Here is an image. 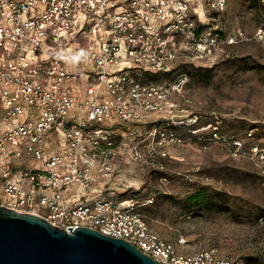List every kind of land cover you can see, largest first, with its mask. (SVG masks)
<instances>
[{
	"label": "built area",
	"instance_id": "obj_1",
	"mask_svg": "<svg viewBox=\"0 0 264 264\" xmlns=\"http://www.w3.org/2000/svg\"><path fill=\"white\" fill-rule=\"evenodd\" d=\"M225 7L226 0H0V206L123 238L160 264H241L217 247L175 249L136 211V199L117 194L127 187L119 163L136 160L145 145L134 135L124 141L125 129L146 132L148 160L177 159L170 148L182 143L180 129L203 149L214 143L230 157L249 156L264 174V149L225 134L217 112L200 123L184 96L188 73L175 71L219 49L208 20ZM151 202L146 195L143 204Z\"/></svg>",
	"mask_w": 264,
	"mask_h": 264
},
{
	"label": "rangeland",
	"instance_id": "obj_2",
	"mask_svg": "<svg viewBox=\"0 0 264 264\" xmlns=\"http://www.w3.org/2000/svg\"><path fill=\"white\" fill-rule=\"evenodd\" d=\"M208 25L218 31L219 49L178 62L175 69L188 73L187 106L203 115L200 123L219 113L225 134L264 149V4L226 0ZM175 132L182 143L170 150L178 158L167 160L157 153L148 160L146 132L125 129L124 141L134 135L145 145L137 148L136 160L119 163L127 187L117 194L136 199V211L175 249L217 247L241 264H264V174L255 160L230 157L214 143L203 149L189 133ZM112 140L119 143L120 137ZM125 155L129 158L130 152ZM198 190H203L204 203L188 200ZM148 194L152 202L143 204ZM179 238L185 242L178 243Z\"/></svg>",
	"mask_w": 264,
	"mask_h": 264
},
{
	"label": "water",
	"instance_id": "obj_3",
	"mask_svg": "<svg viewBox=\"0 0 264 264\" xmlns=\"http://www.w3.org/2000/svg\"><path fill=\"white\" fill-rule=\"evenodd\" d=\"M0 264H160L123 238L0 206Z\"/></svg>",
	"mask_w": 264,
	"mask_h": 264
},
{
	"label": "trees",
	"instance_id": "obj_4",
	"mask_svg": "<svg viewBox=\"0 0 264 264\" xmlns=\"http://www.w3.org/2000/svg\"><path fill=\"white\" fill-rule=\"evenodd\" d=\"M189 201H194L196 203H204L205 202V198L203 195V190H198L194 193H192L189 197H188Z\"/></svg>",
	"mask_w": 264,
	"mask_h": 264
},
{
	"label": "crops",
	"instance_id": "obj_5",
	"mask_svg": "<svg viewBox=\"0 0 264 264\" xmlns=\"http://www.w3.org/2000/svg\"><path fill=\"white\" fill-rule=\"evenodd\" d=\"M127 175V174H126Z\"/></svg>",
	"mask_w": 264,
	"mask_h": 264
}]
</instances>
